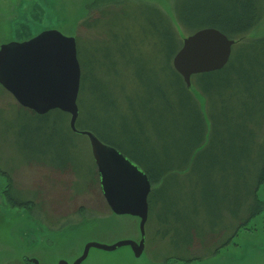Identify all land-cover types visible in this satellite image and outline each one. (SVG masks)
Wrapping results in <instances>:
<instances>
[{
	"label": "rangeland",
	"instance_id": "374dc122",
	"mask_svg": "<svg viewBox=\"0 0 264 264\" xmlns=\"http://www.w3.org/2000/svg\"><path fill=\"white\" fill-rule=\"evenodd\" d=\"M187 1L176 0V3ZM171 2L0 0V45L23 41L47 29L74 36L77 39V59L84 71L76 100V125L96 131L99 136L116 139L127 150L154 149L162 153L163 140L155 138L157 133L161 134L162 124L158 119H155L157 132L150 129L148 142L143 143L142 148L141 145H130L128 134L123 133L122 127L125 124L134 132H138L139 126L145 127V89L151 90L156 79L164 78L165 88L174 80L161 51L160 37L154 29L156 16L146 6H159L170 13L172 5H176L175 0L173 4ZM94 20L97 23L93 26L83 24ZM198 27L193 25L191 30ZM248 36H264V14ZM254 87L244 82L241 90L225 94H246L243 99L247 107L234 106V113L246 118L247 114L254 112V123L243 126L255 127L260 133L264 127V117L261 121L264 103L257 101L264 98V84L260 82ZM190 91L204 112V99L193 86ZM236 102L235 98L230 99L226 109L219 104L215 112L221 115L223 111L227 117L231 115L229 107ZM26 111L0 85V264H25V257L35 259L37 264H57L59 259L72 263L86 242L110 245L123 239L138 241V217L115 214L106 203L88 137L74 131L64 135L60 130L65 124L69 126V114L52 110L48 116L40 118L38 114ZM171 118V113L167 114L169 126L172 125ZM236 124L228 128L216 127L214 135L224 143L213 144L204 157L194 163L187 176L177 180L171 178L154 194L145 223L144 249L138 257L133 255L129 246L113 251L91 248L80 264H264V185L257 192L262 210L228 243L221 244L232 233L234 223H227V229L219 233L205 234L201 238L195 235L187 252H179L184 247L182 240L187 237L183 229L187 222L196 223L199 230L207 232L224 224L217 202L228 199V208L236 209L232 202L237 196L236 190L241 189L244 174L239 169L243 166V159L251 158L256 148L248 141V156L240 159L229 150L231 146L237 148L243 144L227 140L230 134L244 131L242 125ZM168 131L169 142L181 132L180 128L171 126ZM52 134L53 146H48L47 139ZM52 150L60 153L61 159L68 154L74 168L69 165L59 169L43 160H35L39 152ZM214 157L220 159L213 174L217 175V186H221L215 197L211 196L212 187H217L213 186L215 179L213 174L207 175L209 162ZM2 172L10 178V192L16 199L33 202L34 207L8 204L3 193L6 178ZM159 185L152 186V190ZM205 187L206 195L203 192ZM168 202H171L174 213L176 211L178 222L179 247L176 249L170 245L167 235L161 236L163 226L157 220L166 215ZM168 256L178 259L165 260ZM179 256L192 259L184 262Z\"/></svg>",
	"mask_w": 264,
	"mask_h": 264
},
{
	"label": "trees",
	"instance_id": "16d2710c",
	"mask_svg": "<svg viewBox=\"0 0 264 264\" xmlns=\"http://www.w3.org/2000/svg\"><path fill=\"white\" fill-rule=\"evenodd\" d=\"M171 4L174 0H171ZM175 6L172 5L170 13L164 12L159 6L154 7L148 6V9L153 11L156 16L154 29L161 40V51L165 54V61L169 67L171 73L174 75V80L171 85L165 88L164 78L156 79V84L150 89H145V103L143 110L146 111L147 124L145 127H138V132L132 131L129 126L123 125V133H127V139L132 147H137L145 142H148V137L151 130L157 132L155 119L160 121L161 134L155 135V138H162V147L164 151L162 153L156 152L154 149L150 151H140L135 152L132 150H127L124 148L116 139L99 136L96 131H93L86 127H78V130H88L94 133L99 140L103 143L113 146L121 153L132 159L135 164L144 171L147 178L149 179L151 186L158 183L160 185L152 190L148 195V209L152 208V201L154 200V194L163 188L166 183L173 178L177 180L178 178H184L185 175L189 174V171L194 168V163L202 159L206 151L211 148L213 144L219 142L224 143L221 139H216V127H226L234 125L235 122L239 125H245L247 123H254V112L247 114L244 118L242 114L234 113V106L247 107V102L243 99V95H226L227 91L237 92L241 90L240 86L244 82H247L251 87H258L260 82L264 84V36L251 37L248 33L258 25L264 14V1L263 0H188L187 2L176 3ZM97 20L85 21L83 24L86 26H93ZM199 25L200 27L191 30V26ZM201 27H215L225 34L230 39L234 40L232 49L229 57V61L221 69L214 70L211 72H202L201 74H195L191 76V87L202 96L204 99V112L199 107L198 100L193 92L190 91V87H187L184 83L181 75H179L173 68L171 59L178 51L181 46L182 39L185 33H192ZM186 36V35H185ZM77 41V39L75 38ZM80 65V85L84 79L83 66ZM237 65V67H234ZM246 66V67H245ZM246 79L243 81L242 79ZM79 85V86H80ZM253 94V93H249ZM226 95V96H225ZM249 96V95H248ZM235 98L237 100L234 105L229 107V116L226 117L225 113L217 114L215 112L216 107L220 104L222 109H226L230 99ZM264 103V98H259L257 103ZM21 107V106H20ZM23 108V107H21ZM29 112L32 110L23 108ZM65 114V112L53 109ZM26 111V112H27ZM52 110L44 113L38 114L40 118H44L51 113ZM173 116L170 125L173 128H180L181 132L174 135L171 139V144L169 142V131L167 114ZM37 115V113H35ZM264 115H261V121ZM209 123V124H208ZM139 125V123H137ZM249 127V126H248ZM254 127V126H253ZM63 129L64 135H69L71 133L70 126L65 124ZM243 132L237 131L230 134L227 138L230 142L237 141L240 147L234 148L229 147V150L236 155L237 158L243 156H248L249 150L246 143L249 141L252 146L255 145V152H253L251 158L243 159L241 170L243 174V181L238 189L236 198H233L234 209L228 208V199L221 200L220 203H216L218 206V212L220 214L221 220L224 224L220 225L218 228H210L207 232H202L198 229L196 223L187 222V218L184 217L187 222L183 227L184 231L187 233L186 239L182 240L184 247L179 252H187V246H189L193 237L201 238V236L209 233H219L221 230L227 229V223H234V228L232 233L224 239L222 243H228L234 235L238 233V230L246 225L247 222L251 220L255 215L260 213L262 210V201L257 196V192L261 186L264 185V127L261 132L258 133L256 129H248L243 126ZM151 129V130H150ZM208 135V138H207ZM218 135V134H217ZM53 134L47 139L48 146H53ZM220 143V144H221ZM250 144V145H251ZM140 148V147H139ZM230 152V154H232ZM38 158L35 160L45 161L59 169H65L69 165L74 168V163L72 159L67 155H63L61 159L60 153L49 151V153L39 152ZM38 155V154H37ZM42 156V157H41ZM50 158L49 160L45 158ZM58 158V160H57ZM215 158V159H214ZM208 165L207 175L213 174L219 165L218 160L214 157ZM217 159V161H216ZM57 160V162L52 161ZM221 163V162H220ZM222 164V163H221ZM197 170V169H196ZM1 172V171H0ZM4 173V172H2ZM6 186L4 188V196L10 206L17 205L21 206H31L35 205L33 202L26 200H18L10 192L11 180L6 173ZM215 181L213 186H217L216 179L217 175L213 174ZM219 187H212L211 196L217 195ZM203 192L207 193L206 187L203 188ZM226 197V195H225ZM169 208L164 206L166 209V215L163 218H157L158 223L163 228L161 230V236H168L170 240V245L175 249L179 247L178 245V234H177V219L176 211L172 209L171 202H168ZM226 205L224 206V204ZM163 205L166 203L163 201ZM215 204V203H214ZM27 206V207H28ZM176 210V209H175ZM237 223V224H236ZM178 251V250H177ZM180 260L187 262L192 258H183L181 256ZM178 259L175 257L168 256L165 260Z\"/></svg>",
	"mask_w": 264,
	"mask_h": 264
},
{
	"label": "water",
	"instance_id": "95a60500",
	"mask_svg": "<svg viewBox=\"0 0 264 264\" xmlns=\"http://www.w3.org/2000/svg\"><path fill=\"white\" fill-rule=\"evenodd\" d=\"M233 44L234 40L217 28L201 27L183 37L171 59L172 66L186 86L191 87L192 75L225 66ZM0 85L21 107L37 114L53 109L69 114L70 129L88 137L99 184L110 210L139 219L138 241L123 239L110 245L86 242L72 263L59 259L57 264H80L91 248L113 251L129 246L133 255L138 257L144 249L148 195L152 186L144 171L123 153L103 143L91 131L76 128L80 65L75 37L47 29L23 41L1 44ZM23 260L25 264H37L35 259L25 257Z\"/></svg>",
	"mask_w": 264,
	"mask_h": 264
},
{
	"label": "flooded vegetation",
	"instance_id": "af4514ba",
	"mask_svg": "<svg viewBox=\"0 0 264 264\" xmlns=\"http://www.w3.org/2000/svg\"><path fill=\"white\" fill-rule=\"evenodd\" d=\"M24 259V258H23Z\"/></svg>",
	"mask_w": 264,
	"mask_h": 264
}]
</instances>
